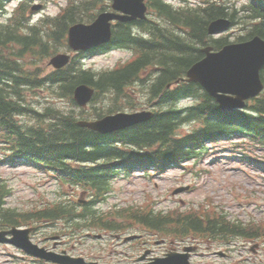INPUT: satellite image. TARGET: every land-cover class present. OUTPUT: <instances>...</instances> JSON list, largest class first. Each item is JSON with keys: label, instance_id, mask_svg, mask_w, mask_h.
<instances>
[{"label": "trees", "instance_id": "trees-1", "mask_svg": "<svg viewBox=\"0 0 264 264\" xmlns=\"http://www.w3.org/2000/svg\"><path fill=\"white\" fill-rule=\"evenodd\" d=\"M12 0H0V11ZM23 3L45 0H19ZM151 8L181 33L164 27L138 21L139 26L148 27L149 39L132 32L129 23L117 25L114 38L108 46L132 47L138 51L137 59L128 66L115 71H82L70 66L64 70L48 71L44 76L38 71L41 62L54 52L66 46L68 27L80 21L82 15L95 8L104 9L102 0H71L63 14L44 20V25L28 26L30 33H22L16 23H0V120L9 123L23 141V151L28 157L42 164L62 168L64 177L75 179L95 197L110 191V180L117 170L142 164H151L157 169L182 164L188 160L200 159L210 142L233 134H245L264 145V97L253 101L254 114L218 111L213 98L192 82H175L184 75L192 63L201 55L199 44L211 43L222 46L225 37L208 36V23L219 17H228L234 24L246 19L249 33L241 40L253 35L264 38V0H246L244 13L238 17L235 9L226 4L207 3L204 6L174 8L165 0H149ZM100 5V6H99ZM92 16V15H91ZM89 18L86 19H90ZM21 21L18 18V23ZM26 66L30 67L27 70ZM158 71L149 85V102L158 106L147 121L137 123L120 131L100 134L77 125L74 112L46 109L39 114L40 120L47 117L50 122L23 128L18 125L12 113L24 110L17 100L24 85L56 86L57 92L71 98L74 87L86 83L96 87L98 92H111L125 98L130 84L140 78L148 67ZM264 78V70L262 71ZM171 84L168 88L167 85ZM10 90V91H9ZM6 91L14 94L8 98ZM192 97L195 103L187 108L179 107L180 100ZM199 97H203L200 101ZM38 114V113H37ZM46 115V116H45ZM97 117L101 115L96 113ZM194 122L195 126L186 134L179 133L182 124ZM255 138H254V137ZM2 185H0V192ZM0 193V203H4ZM53 211L38 212L37 219L55 217ZM138 222L146 227L159 229L169 226L177 234L216 236L225 234L254 237L264 234V226L243 225L233 220L224 221V216L176 213L172 217L160 216L153 211L139 214ZM173 222L174 224H170ZM226 222V223H224Z\"/></svg>", "mask_w": 264, "mask_h": 264}, {"label": "rangeland", "instance_id": "rangeland-1", "mask_svg": "<svg viewBox=\"0 0 264 264\" xmlns=\"http://www.w3.org/2000/svg\"><path fill=\"white\" fill-rule=\"evenodd\" d=\"M109 3V0H102ZM175 6L186 4H196L199 0H170ZM244 0H232L236 2L237 7L241 6ZM70 3L69 0H48L40 11L29 13V4H23L22 9L17 10L19 3L11 1L7 4L6 13H0V23L6 24L14 19L21 17V21L17 24L22 33H26L27 23L40 25L41 20L50 15L54 17L59 14L60 9L66 7ZM100 6V5H99ZM18 15H15V13ZM99 9L89 10L82 15L86 20L91 16V20L95 19ZM149 17L156 19L161 27L167 30H174L181 33V28L174 26L164 17L155 18L153 11H149ZM250 24L244 19L243 22L237 20L234 25L226 31L212 32L214 37H220L222 34L227 37L230 42L236 41L237 37H245L249 33ZM138 32H143L140 27ZM210 35V34H209ZM133 51L115 48L108 52L90 55L85 58L84 65L93 71L111 70L115 66L122 64L132 57ZM39 71H48L49 68L43 63ZM155 69L147 70L144 76L143 86L141 82L134 85L132 92H129L128 101L135 103L137 110L145 109L144 102L146 100V88L152 80ZM143 75V74H142ZM145 75V73H144ZM115 97L110 93L104 94L100 102L93 101L86 109L85 117L91 118L92 108H110L114 107L112 100ZM24 100L28 106H34V109H42L54 105L66 109H71L74 113L81 111L76 105L70 101L63 102L59 98L52 96L51 92L45 89L30 88L24 89ZM118 103L121 99L117 98ZM193 99H182L179 105L186 106L192 104ZM142 106V107H141ZM118 108V107H115ZM123 111H131V106L122 104ZM32 113L26 112L18 115L15 119L22 125H30V117ZM193 128V124L186 123L179 129V133H185ZM247 139H223L209 144L206 154L202 161L187 162L184 166L172 167L164 170L161 174H153L141 172V170L131 171L128 174L122 173L112 181L111 192L104 199L98 201L92 206L96 210L95 215L102 216V219L114 221L116 224L122 225L120 230L99 229L101 223L90 222L86 217H79V213L83 211L82 205H74L72 215L74 218L66 217L54 219L37 224L40 230L37 236L45 235V230L50 229H71L67 230L66 236L74 239L67 241L62 247L71 250L74 255H81L92 260L102 261H131L132 258L139 254L138 250L151 248L153 251L151 256L161 255L164 247H159L155 242L161 238L166 239V244L173 250H181L184 245H197L198 250L195 251L190 258L191 264H264V236L246 237L236 236L232 234L216 235V236H197L186 238H174L172 235L159 234L155 238L151 236L152 231L142 227L133 221H126L121 218V214L127 210H135L137 207L149 206V195L152 196L154 202L151 204L155 210H161L168 215L176 214H194L207 216L206 206L215 205L217 210L213 213V217L224 216V221L233 220L243 225L262 226L264 223V169L256 163L249 161L260 158L264 155L261 148H254L245 153H241V148L246 145ZM245 149V148H244ZM6 155L0 154V176L5 179L6 185L9 186V196L6 200V206L13 208L19 213H27L34 209H38L49 204L60 206L69 204L68 194H74L78 199L84 200L85 205H89L90 194L88 191H82V188L68 187L66 191L59 185V182L48 177L38 168L26 162H17L14 164L3 162L1 159ZM258 163V162H257ZM176 187L183 188L180 193L172 194ZM75 197V198H76ZM50 208V207H48ZM220 221V219H219ZM226 223V222H224ZM117 231V232H116ZM89 233V236L86 234ZM145 234L147 244L137 248L138 244L122 243L120 240L115 242L114 248L109 250L107 245L111 242V238L115 234L126 236L130 234ZM100 237L96 238L95 235ZM156 235V234H155ZM10 246V245H9ZM12 248V246H10ZM9 249L12 251V249ZM219 251L223 255H219ZM2 247H0V264H10V258L2 255Z\"/></svg>", "mask_w": 264, "mask_h": 264}, {"label": "water", "instance_id": "water-1", "mask_svg": "<svg viewBox=\"0 0 264 264\" xmlns=\"http://www.w3.org/2000/svg\"><path fill=\"white\" fill-rule=\"evenodd\" d=\"M40 6H34L37 9ZM114 9L125 12L127 15H118L109 12L100 13L90 25L76 24L69 30V44L74 49H85L110 38L109 21L113 18L129 19L143 16L145 6L143 0H113ZM223 28L220 21H215L209 26V31H217ZM210 48L204 49L207 56L200 62L194 64L187 72L190 80L200 82L213 96H216L223 110L241 106L243 100L255 95L261 89L258 70L264 63V42L258 38L241 43L225 46L217 53H209ZM67 56L57 55L51 60L55 67L63 66ZM92 89L81 85L75 90V97L80 104L90 98ZM221 93L235 94L229 97ZM149 114L145 112L136 114H117L107 116L97 121H83L81 125L88 126L100 132H109L124 126L136 123ZM178 191V190H177ZM188 255H170L167 258L159 259L151 264H188ZM80 264L82 262L80 261Z\"/></svg>", "mask_w": 264, "mask_h": 264}, {"label": "flooded vegetation", "instance_id": "flooded-vegetation-1", "mask_svg": "<svg viewBox=\"0 0 264 264\" xmlns=\"http://www.w3.org/2000/svg\"><path fill=\"white\" fill-rule=\"evenodd\" d=\"M59 243H61L60 241H58ZM58 242H55L54 244H53V246L52 247H48V245H46V244H43V246H46V247H48V248H52V249H55L56 251H66V252H68L69 254H71L70 253V251H68V250H66V249H59V250H57V246H58ZM72 255V254H71Z\"/></svg>", "mask_w": 264, "mask_h": 264}, {"label": "bare ground", "instance_id": "bare-ground-1", "mask_svg": "<svg viewBox=\"0 0 264 264\" xmlns=\"http://www.w3.org/2000/svg\"><path fill=\"white\" fill-rule=\"evenodd\" d=\"M244 39V38H243Z\"/></svg>", "mask_w": 264, "mask_h": 264}]
</instances>
